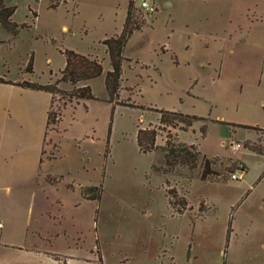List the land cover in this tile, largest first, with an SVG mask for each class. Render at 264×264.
<instances>
[{
    "label": "rangeland",
    "instance_id": "374dc122",
    "mask_svg": "<svg viewBox=\"0 0 264 264\" xmlns=\"http://www.w3.org/2000/svg\"><path fill=\"white\" fill-rule=\"evenodd\" d=\"M8 1L19 27L0 25V124L24 147L38 141L42 161L30 180L10 149L1 240L59 259L92 252L98 264H264V154L247 148L264 147V131L248 128L264 130V0H149L152 11L134 0L145 25L125 46L117 105L102 40L120 32L129 0ZM64 50L97 57L103 73L88 82L94 99L55 95L61 120L47 127V94L21 83L60 79ZM154 109L205 118L206 133L200 122L163 128ZM138 128L157 129L158 145L168 134L217 157L213 173L167 170L161 150L140 151ZM239 168L242 179H230ZM87 186L101 187L98 200L81 196ZM170 188L187 202L182 214Z\"/></svg>",
    "mask_w": 264,
    "mask_h": 264
},
{
    "label": "trees",
    "instance_id": "16d2710c",
    "mask_svg": "<svg viewBox=\"0 0 264 264\" xmlns=\"http://www.w3.org/2000/svg\"><path fill=\"white\" fill-rule=\"evenodd\" d=\"M15 12L14 6H7L5 0H0V25L7 31L16 33L19 25L12 21ZM152 15V14H151ZM150 15V16H151ZM145 25L142 13L135 7L134 0H129L126 7L124 23L119 33L102 40L106 53L110 61V70L104 76V85L109 95V103L117 105V98L121 90V76L124 62L128 61L124 56L125 46L133 34V32L142 29ZM64 68L60 72V79L47 84H39L35 82L23 81L21 86L32 90L49 93L51 95V103L47 111V127L52 124H58L61 120L60 115L51 110V106L55 95L62 97L67 96L70 101L78 103L82 99H94L88 82L103 73L101 60L92 55H82L73 50H64ZM26 70L32 72L31 58L27 64ZM67 82L71 85V89L63 91L59 88V82ZM0 82L6 81L0 78ZM120 105V104H119ZM131 107V106H130ZM158 113L157 122L160 126L173 127L186 131L194 126L195 123H203L200 127V133L203 136L206 133V119L195 115L184 114L178 111H170L164 109H154ZM255 131H264L257 127H248ZM158 130L151 128H138L136 133V142L140 151L147 153L161 150L166 168L172 169L177 166L188 170H197L200 168V178L205 180L208 175L212 174V165L216 163L217 157L208 158L200 153L195 144H188L178 141L167 134L164 145L157 144ZM247 147V146H246ZM251 151L264 154V147L250 146L247 147ZM156 172H164L157 169L153 165ZM165 173V172H164ZM101 193L100 186H87L81 188V196L87 200H98ZM169 196V204L178 214H182L187 206L185 199L179 197L177 192L170 188L167 190ZM58 258V255H53ZM100 263V259H99Z\"/></svg>",
    "mask_w": 264,
    "mask_h": 264
},
{
    "label": "crops",
    "instance_id": "0c3cea01",
    "mask_svg": "<svg viewBox=\"0 0 264 264\" xmlns=\"http://www.w3.org/2000/svg\"><path fill=\"white\" fill-rule=\"evenodd\" d=\"M5 4L10 6L9 1L5 0ZM47 94V99H42V107H44L45 118L47 123V111L49 110L51 103V95ZM45 101V102H44ZM14 146V149L12 148ZM38 141L34 144L24 145L14 139L12 133H7L5 126L0 124V191L3 192L4 187L8 181H13L16 178L14 174V167L8 164V155L13 151L21 154L23 162L22 168L28 172L30 180H37L39 178V169L41 161L37 154ZM10 149H13L10 153ZM27 152H29L27 154ZM3 232L0 231V264H98L95 254L92 252L88 257H66L65 259L55 258L53 253L47 251V249L40 248L38 244H28L27 242H4L1 240ZM65 255L70 254L69 250H66ZM10 257H14L11 259Z\"/></svg>",
    "mask_w": 264,
    "mask_h": 264
},
{
    "label": "built area",
    "instance_id": "2783aa9c",
    "mask_svg": "<svg viewBox=\"0 0 264 264\" xmlns=\"http://www.w3.org/2000/svg\"><path fill=\"white\" fill-rule=\"evenodd\" d=\"M136 1H138L140 3V8L141 9L152 11V7H151V5L149 3V0H136ZM235 146L238 147V146H240V144H236ZM243 175H244V169L243 168H239L236 171V173H232L230 175V179H233V180L242 179ZM0 227H1V223H0Z\"/></svg>",
    "mask_w": 264,
    "mask_h": 264
}]
</instances>
